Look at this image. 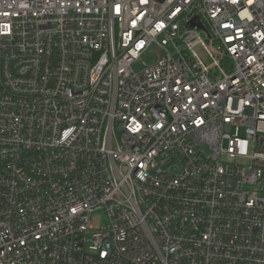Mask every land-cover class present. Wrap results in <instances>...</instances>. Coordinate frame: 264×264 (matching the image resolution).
<instances>
[{"label":"built area","instance_id":"1","mask_svg":"<svg viewBox=\"0 0 264 264\" xmlns=\"http://www.w3.org/2000/svg\"><path fill=\"white\" fill-rule=\"evenodd\" d=\"M0 264H264V0H0Z\"/></svg>","mask_w":264,"mask_h":264},{"label":"rangeland","instance_id":"2","mask_svg":"<svg viewBox=\"0 0 264 264\" xmlns=\"http://www.w3.org/2000/svg\"><path fill=\"white\" fill-rule=\"evenodd\" d=\"M195 49L206 63L209 64L212 62L210 56L208 55L207 51L202 45L195 46ZM105 220H106V212L104 209H99L94 213L93 222L96 225L99 226L105 225Z\"/></svg>","mask_w":264,"mask_h":264}]
</instances>
